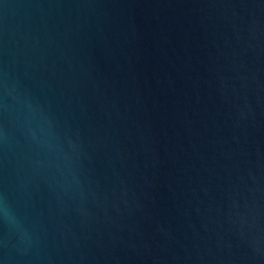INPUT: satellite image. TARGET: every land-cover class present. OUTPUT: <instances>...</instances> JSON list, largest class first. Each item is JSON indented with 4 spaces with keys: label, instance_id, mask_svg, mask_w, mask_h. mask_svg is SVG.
Listing matches in <instances>:
<instances>
[{
    "label": "water",
    "instance_id": "obj_1",
    "mask_svg": "<svg viewBox=\"0 0 264 264\" xmlns=\"http://www.w3.org/2000/svg\"><path fill=\"white\" fill-rule=\"evenodd\" d=\"M0 264H264V0H0Z\"/></svg>",
    "mask_w": 264,
    "mask_h": 264
}]
</instances>
